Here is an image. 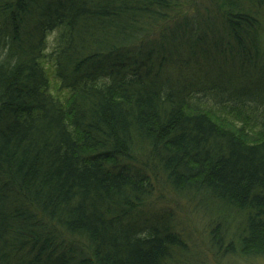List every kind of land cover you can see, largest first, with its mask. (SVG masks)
Instances as JSON below:
<instances>
[{
  "label": "trees",
  "instance_id": "1",
  "mask_svg": "<svg viewBox=\"0 0 264 264\" xmlns=\"http://www.w3.org/2000/svg\"><path fill=\"white\" fill-rule=\"evenodd\" d=\"M231 258H264V0H0V264Z\"/></svg>",
  "mask_w": 264,
  "mask_h": 264
},
{
  "label": "rangeland",
  "instance_id": "2",
  "mask_svg": "<svg viewBox=\"0 0 264 264\" xmlns=\"http://www.w3.org/2000/svg\"><path fill=\"white\" fill-rule=\"evenodd\" d=\"M48 42H49V49L48 51L51 50V47H52V44H53V37L50 36L49 39H48ZM197 244V242H196ZM239 261L235 258H231L228 263L225 262L226 264H236L238 263ZM208 264H211L210 262ZM238 264H264V258H260V259H256V260H252V261H247V262H243V261H240Z\"/></svg>",
  "mask_w": 264,
  "mask_h": 264
}]
</instances>
